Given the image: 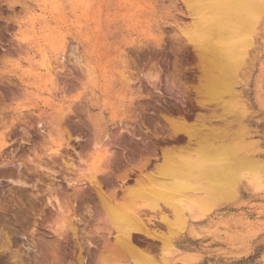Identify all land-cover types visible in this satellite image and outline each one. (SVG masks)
Here are the masks:
<instances>
[{"label": "rangeland", "instance_id": "374dc122", "mask_svg": "<svg viewBox=\"0 0 264 264\" xmlns=\"http://www.w3.org/2000/svg\"><path fill=\"white\" fill-rule=\"evenodd\" d=\"M187 12L181 0H0V264H134L105 247L111 228L89 177L119 199L164 151L192 146L169 118L222 123L195 89ZM249 53L237 90L264 160V16ZM40 54L50 82L27 65ZM241 183L232 202L187 218L168 264H264V185ZM133 237L160 262V241Z\"/></svg>", "mask_w": 264, "mask_h": 264}, {"label": "bare ground", "instance_id": "6f19581e", "mask_svg": "<svg viewBox=\"0 0 264 264\" xmlns=\"http://www.w3.org/2000/svg\"><path fill=\"white\" fill-rule=\"evenodd\" d=\"M181 2L190 14L187 15L190 23L184 27L183 34L194 51L199 73L194 88L201 104L218 107L220 113L214 112L213 117L224 121L206 123L196 119L188 123L169 118L170 130L183 133L192 146L164 151L154 169L139 173L119 199L114 193L106 194L94 175L89 177L111 228L113 240L111 245L107 240L105 247L112 252L107 251L120 259L126 254L134 264H168L165 255L176 250L172 237L188 228V217H199L220 203L235 200L243 179L254 188L264 185V160L257 154L259 149L243 123L244 111L237 90L255 35L262 25L264 0ZM26 62L36 74L42 73L47 82L51 81L54 65L46 55L32 56ZM228 117H234L236 125ZM62 121L59 115L55 117L56 125L65 128ZM143 209L155 214L165 233L149 224H153L150 217L146 219L149 225L144 221ZM64 222L75 234L71 221ZM135 234L160 241L163 251L160 262L137 247Z\"/></svg>", "mask_w": 264, "mask_h": 264}, {"label": "snow or ice", "instance_id": "6c2138e0", "mask_svg": "<svg viewBox=\"0 0 264 264\" xmlns=\"http://www.w3.org/2000/svg\"><path fill=\"white\" fill-rule=\"evenodd\" d=\"M89 264H91V262L89 261Z\"/></svg>", "mask_w": 264, "mask_h": 264}]
</instances>
